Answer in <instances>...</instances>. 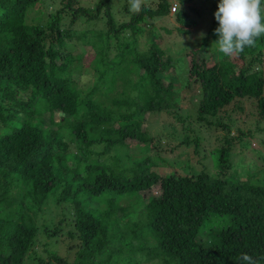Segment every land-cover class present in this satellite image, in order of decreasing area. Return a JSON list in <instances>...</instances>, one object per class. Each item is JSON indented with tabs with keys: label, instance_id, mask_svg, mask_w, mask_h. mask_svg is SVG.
<instances>
[{
	"label": "trees",
	"instance_id": "obj_1",
	"mask_svg": "<svg viewBox=\"0 0 264 264\" xmlns=\"http://www.w3.org/2000/svg\"><path fill=\"white\" fill-rule=\"evenodd\" d=\"M36 1L0 0V264L34 258L35 221L49 196L72 204L73 229L65 244L71 259L52 252L47 260L36 256L33 264L134 263L124 249L160 257L161 264H247L239 259L242 254L264 264V154L249 144L263 172L243 180L231 169L230 142L236 137H226V145L214 151L216 174L161 175L151 169L149 157L116 171L89 157L95 144L108 151L126 138L153 147L141 129L145 113L178 106L180 89L165 78L172 57L155 41L142 51L136 45L146 21L169 13L173 2L157 0L154 8L144 5L138 15L116 21L107 0L92 8H74L77 0H66L44 27L26 22ZM191 1L174 2L178 9L179 2ZM61 11L69 12L71 21H104V29L78 35L95 51L89 66L96 76L89 86L81 87L71 76L74 56L60 49L70 35L59 25ZM176 19L183 33L195 23L183 7ZM209 35L190 50L189 74L200 93L197 118L211 124L203 114L229 116L226 107L242 111L241 102L249 100L256 123L263 121L264 37L239 55L218 59ZM75 56L81 60L83 55ZM156 184L158 195L134 198ZM124 196L134 200L125 205ZM133 205L141 207L135 221L119 217ZM210 218L216 220L206 225ZM61 223L43 231L57 235ZM203 228L209 236L205 242L199 236Z\"/></svg>",
	"mask_w": 264,
	"mask_h": 264
},
{
	"label": "rangeland",
	"instance_id": "obj_2",
	"mask_svg": "<svg viewBox=\"0 0 264 264\" xmlns=\"http://www.w3.org/2000/svg\"><path fill=\"white\" fill-rule=\"evenodd\" d=\"M66 0H37L35 5L29 8L26 15V22L29 24H39L46 27L52 20V14L56 10L62 9ZM104 0H77L73 4L76 8L78 5L92 8L96 3ZM110 6L112 16L116 21H127L131 17V12L128 8V0H107ZM159 1V0H158ZM157 0H145L146 6H156ZM174 2L178 0H169ZM219 0H193L190 3L180 5L183 7L189 16L194 19L195 23L187 26L188 33L178 31L182 28L181 23L176 19L178 9L171 10L169 13L162 16H155L151 24L141 29L138 34L137 50L142 51L148 48L152 41H155L166 55H170L173 59V64L166 71V79L174 80V85L180 89L179 104L177 107H172L169 110L147 111L144 115V121L141 129L145 130L148 137L153 140V147L138 142L136 139L126 138L122 144L115 145L108 151H103L102 144H95L89 157L97 160L98 163L110 167L112 170L120 171L133 164L134 160H143L149 157L153 164L151 169L159 174H192L199 173L202 170L211 174H216V164L213 157L214 151L221 146L226 145V137H236L230 142V159L232 162V170H236L237 176L240 179L248 177H259L263 172L262 163L258 154H252L250 148L256 149L264 154V120L256 123V117L253 112L256 110L249 100L241 102L244 109L230 110L229 116H225L221 111L215 116L203 114L207 120L212 121L208 124L206 121H201L197 118V102L200 97L199 84L189 74L191 49L198 47V42L207 34L213 42V15L215 4ZM195 7V12L189 8ZM62 17L59 20V25L69 31V36L65 38L66 45L60 48L62 52H70L74 59L70 63L71 76L78 81L81 87L92 84L96 76V72L89 66V61L94 54V49L86 39L78 37L81 31H90L93 34L98 30L104 29L105 24L102 19L85 21L83 17L71 21V14L66 11H61ZM56 15V14H55ZM142 21L139 24L143 25ZM72 35V36H71ZM218 39V36H216ZM217 41V40H216ZM87 42V43H86ZM215 56L219 59L223 56L218 52L216 45ZM77 53H82V58L77 59ZM113 55V54H111ZM203 58V53L200 52L197 59ZM213 58V55H212ZM215 59V58H213ZM80 67V69H78ZM119 84V80L116 82ZM116 90H120L118 86ZM45 118L47 116L45 115ZM59 119V117H58ZM218 121L221 124H216ZM226 124L228 128L222 125ZM52 127H55L51 124ZM244 133V134H242ZM241 135V136H240ZM185 138L188 139L186 143ZM246 141V142H245ZM244 142L245 145L244 146ZM70 165H74L73 161H69ZM251 175V176H250ZM160 192L159 184L151 187L150 193L140 192L134 195V198H139L147 194L158 195ZM133 198L124 196L121 203L127 205ZM97 206V203H92ZM139 205H133L127 208L125 213L118 214L122 219H130L131 222L138 218L140 211ZM72 204L69 202H57L53 196H49L41 205V209L37 213L36 223L38 233L35 244L31 251L36 256H40L47 260L52 252L61 255H67L70 258L69 248H65V244L70 240L67 237V232L73 229L72 225ZM216 219L210 218V221ZM57 235L48 237L43 231L44 227L52 228L59 222ZM214 226V225H213ZM204 229V230H203ZM199 234L202 241L209 239L206 228H203ZM123 255L130 256L134 263L132 264H161L160 257L152 258L142 252L132 254L128 249H124ZM34 258H26L23 264H33ZM71 259V258H70Z\"/></svg>",
	"mask_w": 264,
	"mask_h": 264
},
{
	"label": "clouds",
	"instance_id": "obj_3",
	"mask_svg": "<svg viewBox=\"0 0 264 264\" xmlns=\"http://www.w3.org/2000/svg\"><path fill=\"white\" fill-rule=\"evenodd\" d=\"M128 5L129 12L138 15L144 10L145 0H128ZM214 16L218 22L214 30L218 39L213 44L224 57L239 55L264 37V0H219ZM239 259L257 264L247 254Z\"/></svg>",
	"mask_w": 264,
	"mask_h": 264
},
{
	"label": "built area",
	"instance_id": "obj_4",
	"mask_svg": "<svg viewBox=\"0 0 264 264\" xmlns=\"http://www.w3.org/2000/svg\"><path fill=\"white\" fill-rule=\"evenodd\" d=\"M174 6H176L175 8H174ZM177 8V3L176 2H173L172 3V6L170 7V9L171 10H175Z\"/></svg>",
	"mask_w": 264,
	"mask_h": 264
}]
</instances>
